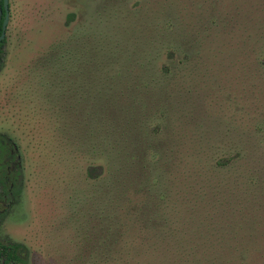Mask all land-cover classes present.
<instances>
[{
	"label": "trees",
	"instance_id": "obj_1",
	"mask_svg": "<svg viewBox=\"0 0 264 264\" xmlns=\"http://www.w3.org/2000/svg\"><path fill=\"white\" fill-rule=\"evenodd\" d=\"M195 11L149 36L118 23L74 33L35 66L60 92L75 145L99 162L70 264H264V20L251 7L219 17L214 2ZM233 104L248 132L196 129ZM21 250L0 246V264Z\"/></svg>",
	"mask_w": 264,
	"mask_h": 264
},
{
	"label": "rangeland",
	"instance_id": "obj_2",
	"mask_svg": "<svg viewBox=\"0 0 264 264\" xmlns=\"http://www.w3.org/2000/svg\"><path fill=\"white\" fill-rule=\"evenodd\" d=\"M213 2L219 17L237 13L239 18L245 16L243 8L251 7L255 19L264 20V0H7L8 21L0 47V134L16 146L19 179L13 187L15 203L0 215V241L23 244L18 264L75 261L82 245L81 227L95 211L97 180L90 175L97 176L99 162L75 145V134L68 131L73 122L56 101L61 102L60 92L37 77L41 56L74 33L110 35L117 23L128 37L131 31L149 36L164 19H195L198 4L208 15ZM134 20L136 26L129 29L127 22ZM256 99L264 102V96ZM218 113L230 124L207 111L202 127L196 129L213 134L251 129L235 104ZM259 139L262 148L264 131Z\"/></svg>",
	"mask_w": 264,
	"mask_h": 264
},
{
	"label": "flooded vegetation",
	"instance_id": "obj_3",
	"mask_svg": "<svg viewBox=\"0 0 264 264\" xmlns=\"http://www.w3.org/2000/svg\"><path fill=\"white\" fill-rule=\"evenodd\" d=\"M3 15H4V11H3ZM3 39L0 40V47L2 43L4 42ZM0 68H1V54H0ZM5 137L7 138V140L0 142L2 143L0 144V159L2 161L1 163H3L1 164L2 167H0V203L3 205L0 207V215L5 214L8 211V209L15 203L16 196H14L15 194L13 192V187H14L15 181L17 182L19 179V176L16 175L17 174L16 173V170H17L16 163L19 158V155H15V151H16L15 144L10 140L9 137L7 136ZM3 167L5 170H2ZM13 243H19V242L0 241V246H5V245L8 246ZM24 248L25 247L23 246V250L17 253L16 259L11 264H18L20 255L25 250Z\"/></svg>",
	"mask_w": 264,
	"mask_h": 264
},
{
	"label": "water",
	"instance_id": "obj_4",
	"mask_svg": "<svg viewBox=\"0 0 264 264\" xmlns=\"http://www.w3.org/2000/svg\"><path fill=\"white\" fill-rule=\"evenodd\" d=\"M4 11V15H3ZM0 20H2V30L0 33V40L5 36L7 21H8V9H7V0H0Z\"/></svg>",
	"mask_w": 264,
	"mask_h": 264
}]
</instances>
